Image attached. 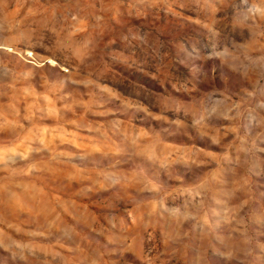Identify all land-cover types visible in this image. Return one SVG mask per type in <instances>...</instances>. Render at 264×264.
<instances>
[{
  "label": "rangeland",
  "instance_id": "1",
  "mask_svg": "<svg viewBox=\"0 0 264 264\" xmlns=\"http://www.w3.org/2000/svg\"><path fill=\"white\" fill-rule=\"evenodd\" d=\"M0 264H264V0H0Z\"/></svg>",
  "mask_w": 264,
  "mask_h": 264
}]
</instances>
